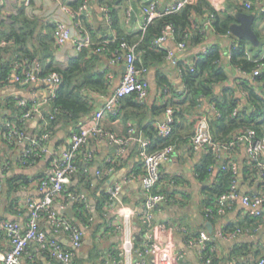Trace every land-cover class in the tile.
Here are the masks:
<instances>
[{
    "label": "crops",
    "instance_id": "0c3cea01",
    "mask_svg": "<svg viewBox=\"0 0 264 264\" xmlns=\"http://www.w3.org/2000/svg\"><path fill=\"white\" fill-rule=\"evenodd\" d=\"M77 0H35L28 7H24L17 0H0V6L11 15L17 14L21 9L27 17L35 23L34 36L47 37L52 39L54 47L53 63L58 66H66L71 58L78 55L71 42L57 45L55 41V23L64 21L67 23L72 37L77 32L73 21L67 11L71 10V3ZM99 0H88V12L83 13V19L79 22L83 32V26L90 31L94 40L113 39L116 36V29L109 26L98 3ZM113 2L114 17L118 21L120 32L130 37L136 43L140 41L139 36L144 32L145 15L143 6L149 0H115ZM175 0H158V9L165 11L170 9ZM197 3L199 0H192ZM211 5L217 15L228 13L234 15L244 12L255 15L253 24L257 33L259 46L254 47L247 41L245 51L248 59L264 57V2L247 10L244 3L248 0H205ZM22 7V8H21ZM21 8V9H19ZM72 11V10H71ZM205 16L198 17L200 25L203 26V34L199 43L188 42L186 47L180 50L173 40L165 41L159 49L172 54L171 58L165 60L154 54L146 56L147 73L145 75L149 83V94L143 102V107L136 112V116L131 122L135 127L133 132H128L126 118L121 116L113 117L106 115L101 121V127L107 134L92 138L84 149V154H80L76 159L78 169L71 178L68 185L71 190L83 191L87 195L88 206L91 210L93 222L89 229H85L76 219L72 204L71 212L73 217L61 213L65 209L60 206L64 204V197H57L52 205V209L60 215L76 221L84 234L83 242L87 246L91 243L97 245L102 250L104 259L111 250H116L121 243V233L116 227L127 223L123 215L131 212L135 219L140 218L144 192L142 187V176L144 175L142 159L140 157V143L136 139L148 141L151 145L153 138L146 136L147 129L156 128L164 118L166 100H171L174 104L180 103L175 112H181L177 117V126L174 133L175 152L173 156L162 164L158 181V189L162 191L166 198L159 209L154 213L153 226L162 225L165 229L172 228L171 231H163L158 227L154 229L155 240L161 248L169 247L173 257L180 256L174 260L173 264H206L198 252L196 246H190L188 239L205 233L216 244V257L212 264H259L264 257V223L259 222L258 228L251 227L249 211L242 205L240 198L245 195H259L261 193L258 182L245 181L242 174L239 175L238 199L229 203L227 210L214 218H207L206 211L210 205L212 183L216 178L219 162L211 172L205 177H201L199 170L205 161V152H194L189 143V137L193 134L195 121L198 117H205L209 124L215 117L216 110L210 99L201 96L195 107L188 109V101L181 92L184 91L182 82L181 66L192 65L198 55L205 53L212 45L218 44L221 48L220 65L226 72L227 79L214 85V93L221 94L225 88L235 87V82L242 76L234 67L230 65L229 48L232 43L238 40L230 33L220 35L212 27L207 25ZM7 24L0 15V31H5ZM54 41V42H53ZM51 44V45H52ZM52 49V48H51ZM142 54L136 51L137 58ZM2 55L7 57L8 53L2 51ZM173 58V59H172ZM174 61H176L174 63ZM100 69L107 70L108 88L104 93H91L94 99L93 109L88 116L80 121L79 125L73 127L71 124L57 122L49 131L45 140L47 153L32 162L24 164L20 161L22 153L32 139H37L41 133L42 112L35 114L26 120L25 138L23 141L9 146L0 141V221L18 223L25 227L29 217V210L26 206L28 201H39L44 192L39 190V180L46 177L50 172V165L55 157L65 152L70 146V133L81 125H85L98 112L105 101L114 93L119 86L124 72L123 63L111 64L107 59H102ZM178 65V66H177ZM166 77L168 89L159 87L157 84V74ZM46 85L38 80L29 84H20L12 79L3 86H0V103L19 102H42L41 111H47ZM178 94V96H177ZM239 95V94H238ZM167 100V101H168ZM16 105L0 108V123L6 118L16 116ZM126 112H131V108H125ZM166 117V115H165ZM212 118V119H211ZM43 131V129H42ZM109 133L123 141L121 144L113 142ZM135 139V140H134ZM151 147V146H149ZM149 149V148H148ZM236 159L239 166H243L248 161V153L245 145H240L237 150ZM22 182V183H21ZM119 186V193L109 204L102 206L103 216L100 217L95 212L96 203L100 198L109 195V190ZM213 204V203H211ZM252 222V221H251ZM109 224L108 226L106 224ZM249 223V224H248ZM243 226L250 229L247 232L233 233L231 230ZM248 226V227H245ZM39 228L48 237L54 238L65 249H71V243L66 233L53 234L50 223L47 219H40ZM232 228V229H231ZM87 230V231H86ZM221 235V236H220ZM93 239V241H92ZM87 246H82L75 250V255L79 258L87 257ZM8 242L0 239V254L6 253ZM118 256V255H117ZM116 256V257H117ZM150 264H160V255L152 252L148 256ZM18 264H56L48 252L43 250L37 243L31 242L21 256ZM111 264V263H108Z\"/></svg>",
    "mask_w": 264,
    "mask_h": 264
},
{
    "label": "trees",
    "instance_id": "16d2710c",
    "mask_svg": "<svg viewBox=\"0 0 264 264\" xmlns=\"http://www.w3.org/2000/svg\"><path fill=\"white\" fill-rule=\"evenodd\" d=\"M83 1L84 0H77L71 3V10L77 12ZM114 2L117 1L114 0ZM98 3L100 7H106L109 10L110 23L108 24L117 30L116 36L110 40H94L90 34L93 43L92 46L80 50L78 55L71 58L64 67L53 63L52 51L54 50L55 44L53 43V47L52 39L49 38V35L45 38L33 35L35 32V23L27 17L24 10L21 9L22 7L19 8L21 10L18 11L17 14L3 19V21L8 24L5 31H0V43H5L4 46L0 47V86L9 82L13 70H15L17 74H20L23 70V66L31 67L33 64L37 66L34 71L37 78L47 76L50 73H56L60 77V84L55 96L47 98V111H41L40 109L42 112L41 125L43 131L41 129V133L38 137L43 133H47L57 122H64L76 127L83 117L91 113L94 104L91 93H104L109 86L106 78L107 70L100 69L102 66L101 61L102 59H107L110 63L116 56L120 55L121 57L125 53V51H122L120 48L122 42L128 45H136L135 56L136 51L139 50L142 52L138 58L136 56V66L144 67L148 70L146 63L147 55L154 54L155 51H158L156 54L159 58L163 60L168 58V51L154 46V41L162 34L166 26H171L173 29L175 43H184L186 47L188 42H200L203 34V26L200 25L197 19L198 17L205 16L207 23L209 17L212 15L213 20L210 24L207 23V25L212 27V29L220 35H228L229 26L233 22L232 15L223 13L219 16L208 2L199 0L197 3L192 2L185 4L176 12L162 14L160 17L154 19L145 27L144 32L139 36L140 41L136 43L134 40L132 41L130 37L120 32L118 21L116 17H114L113 12L115 11L112 0H99ZM82 19L83 15L77 17L76 20L81 21ZM83 28L85 31L91 33L84 26ZM246 44V40L238 39L230 46V65L242 74V76L235 82V87L225 88L222 93L218 95L214 93V85L227 79L226 72L220 65L221 48L218 44L212 45L205 53L198 55L192 65L183 66V64L180 65V63H177L181 66L182 82L184 84V91L181 92V95L187 99L189 103L188 109L195 107L198 104L196 101H198L201 96L209 98L213 104L216 115L213 119L211 118L212 120L209 124L210 135L213 143L222 148L229 146L231 142L235 141L236 137L247 129L254 131L256 139L264 137V57L261 59L257 57L248 59L245 51ZM97 49H99V51H96ZM2 51L8 53V56H3ZM260 65H263V67H260ZM256 68H259L260 74L252 77L250 74ZM157 84L159 87L168 89L166 77L162 76L160 73L157 74ZM167 100L165 105L161 107L164 110V118H166L167 109L172 111V122L170 124L171 132L166 137L159 135L157 127L159 124L165 122L164 119L162 122L158 123L156 128L147 129L145 131L146 136L150 137V139H155L152 145L148 142L149 146H151H148L149 152H154L166 145H172L174 147L177 145L174 141V133L177 126H179L177 117L181 115V112L180 110L175 112L174 109H177L180 103L174 104L171 100ZM143 102L144 101L140 102L134 93L126 95L119 100L118 113L113 117L121 116L123 119L126 118L127 123L129 122L128 132L129 129L133 131L135 127L131 120L136 116V112L143 107ZM14 104L16 105V116L13 118H6L3 123H0V141L7 143L9 146L19 143L20 140L14 137L8 138L9 130L6 127V123L8 122L22 129L25 134L24 129L26 121H22L21 118L27 111L32 109L33 103L26 102V107H22L19 102L15 103V101H11V103H0V108L11 107ZM125 108H131V110L134 111L126 112ZM234 110H237L236 115H233ZM34 115L35 114H32L31 118ZM192 135L189 137L190 145ZM240 145L241 144L235 146L234 150L231 152L225 151L222 153L223 160L218 167L216 178L210 189V202L213 204L210 203L206 208H212L214 210L216 200L220 196L230 192L233 180H237L238 183L240 182V174H242V178L245 181L258 182L261 193L257 196L264 195V179L260 176L256 164L249 161V158L243 166H239L238 164L236 154ZM35 152H37V150L31 151L24 157V161H22L21 158L20 161L25 165L32 162L34 158L31 156ZM204 158L205 161L199 170L201 177L208 175L209 172L217 166V160L211 151L205 152ZM231 161L236 162L238 166L237 176L232 172L230 166ZM76 167L77 169L79 167L77 162ZM1 188L0 185V193ZM65 190L66 193L73 195L85 193L83 191L71 190L68 186ZM159 192L161 194L163 193L160 190ZM109 202L110 196L108 195L97 201L95 212L98 216H103L102 206L104 204H109ZM72 205L78 222H80L85 229L91 228L94 219L89 206L86 207L81 202H74ZM263 216L264 204L260 217L250 216L252 222L250 221L249 223H253L251 227L256 228L259 225L258 223L262 221ZM214 217H216L215 210L212 216H207V218ZM43 218L46 219L45 214ZM68 220L72 225L81 230L75 220L69 218ZM106 225L108 226L109 224L107 223ZM236 229H240L241 231L246 230V228L241 226L231 231L233 232ZM196 237L197 236H191V238ZM135 244L137 247H142L143 234L135 237ZM83 245L87 246L84 242ZM87 247L88 253L86 258H79L75 255V252H73L76 264H105V256L102 258L104 253H102V250H100L97 245L91 243ZM110 253L114 257L118 255L116 250H111ZM215 257L216 254L212 257L210 264L213 263ZM233 264L241 263L234 262Z\"/></svg>",
    "mask_w": 264,
    "mask_h": 264
},
{
    "label": "built area",
    "instance_id": "2783aa9c",
    "mask_svg": "<svg viewBox=\"0 0 264 264\" xmlns=\"http://www.w3.org/2000/svg\"><path fill=\"white\" fill-rule=\"evenodd\" d=\"M19 4L24 7H28L35 0H17ZM192 0H175L173 6L165 11L158 9V0H149L148 3L143 6L142 10L145 15L144 28L149 25L154 19L160 17L162 14H169L178 11L185 4L192 3ZM264 0H248L244 3L247 10H251L254 6L260 5ZM101 11L107 21L110 23L109 10L106 7H100ZM88 12V0H84L77 12L67 11L70 19L74 23L77 34L72 37L71 31L64 21H57L55 23V41L57 45H63L66 42H71L76 52L84 48L92 46V38L89 33H84L82 25L77 17H80L83 13ZM0 15L2 19L10 16V13L4 10L0 6ZM213 20V16L209 17L207 21L210 24ZM174 41V32L171 26H166L162 31V34L154 41V46L161 47V45L167 41ZM5 43L1 42L0 47ZM177 47L182 50L185 48L184 43H178ZM122 51L125 53L120 57L116 56L114 60H111V64L124 65V72L121 77L119 86L114 93L105 101L102 108L95 113L90 122L85 125L79 126L77 129L72 130L70 133V146L58 157H55L50 165V172L46 177L39 180V190L44 192V195L39 201H28L26 206L29 210V217L26 225L22 228L18 223L9 221H0V239H6L8 242V250L4 254H0V264H18L21 256L27 250L31 242L37 243L43 250L47 251L50 258L56 262V264H76L74 260V251L80 249L83 246L84 234L82 230L76 228L68 220V218L60 215L52 209L54 200L63 195L65 201L60 206L61 209H65L67 205L74 202H81L88 207L87 195L81 193L73 195L66 193L65 188L69 185L71 177L77 171L76 158L80 154H84L86 145L92 138L100 137L107 134L101 127V121L106 115L116 116L118 113L119 100L129 94H136L137 99L142 102L149 94V83L145 77L147 69L144 67L136 66L135 48L136 45H128L122 42L120 45ZM96 51H99L97 49ZM172 54L168 52V58H171ZM173 59V58H172ZM176 61H174L175 63ZM263 65H260V67ZM37 66L33 64L30 66H23V70L20 74H17L15 70L12 71L10 79L20 84H29L32 81L38 80L40 83L46 85L47 96L43 102L47 101V98L54 97L57 88L60 84V77L56 73H50L47 76L37 78L34 74ZM260 74L259 68H256L250 74L252 77ZM42 102H34L32 109L27 111L21 118L22 121L30 119L32 114L40 113ZM22 107H26V101H19ZM237 110H234L233 115H236ZM172 111L167 109L165 122L158 125L159 135L166 137L171 132L170 124ZM8 128V138H16L23 141L25 134L22 129L6 123ZM129 132H133L129 129ZM48 134L43 133L37 139H32L26 146L22 153V161L31 151L37 150L32 154V158L37 159L43 157L47 153L45 140ZM110 139L117 143H123L122 140L109 133ZM135 140V139H134ZM140 143V157L142 159L144 175L142 176V187L144 192V200L142 204V213L140 218L135 219V215L131 212L125 213L123 218L127 223L123 226L116 227L117 231L121 233V243L118 248V256L114 257L109 253L106 256L105 264H150L148 256L152 252H157L160 255V264H173L174 260L180 259V256L173 257L169 251V247L161 248L158 246L154 229L158 227L163 231H171L172 228L165 229L162 225L153 226L154 213L159 209L160 205L166 201L163 194L159 192L158 181L160 176V169L163 163L168 161L175 152V147L172 145H166L154 152L148 151V141L142 139H136ZM191 147L194 152H207L211 151L217 163H222V153L225 151L231 152L238 144H243L246 147L249 161L256 164L259 169L260 176L264 179V137L260 139L255 138V133L252 130H245L241 135L236 137L235 141L231 142L229 146L222 148L213 143L210 135V128L208 120L201 116L198 117L194 126V132L191 137ZM230 166L235 176L238 174V166L236 162L231 161ZM238 185L237 180H233L230 192L220 196L216 200L215 213L216 215L223 214L229 203H232L238 199ZM119 186L109 190L110 200L115 199L119 193ZM240 201L242 205L249 211V215L252 217H260L262 215V207L264 204V195L262 196H241ZM212 208H208L206 213L212 216L214 213ZM46 215V219L50 223L53 234L58 235L63 232L69 237L71 243V250L63 248L58 241L54 238L48 237L46 233L39 228V221ZM264 223V216L262 221ZM258 226L254 229H257ZM249 232L250 229L244 230ZM240 229H236L231 233L233 236L236 233L244 232ZM143 234V245L137 247L135 244V237ZM221 236V235H220ZM190 246H196L198 252L206 264H210L212 257L216 254V244L205 233H200L196 238L187 240ZM259 264H264V257L259 261Z\"/></svg>",
    "mask_w": 264,
    "mask_h": 264
},
{
    "label": "water",
    "instance_id": "95a60500",
    "mask_svg": "<svg viewBox=\"0 0 264 264\" xmlns=\"http://www.w3.org/2000/svg\"><path fill=\"white\" fill-rule=\"evenodd\" d=\"M235 22H232L229 26V33L237 39H244L251 43L252 46L258 47L259 40L254 31L253 24L255 21L254 14H248L244 12L236 13L234 15ZM72 206L69 205L65 210L61 211L62 214L72 218L73 213L71 212Z\"/></svg>",
    "mask_w": 264,
    "mask_h": 264
}]
</instances>
